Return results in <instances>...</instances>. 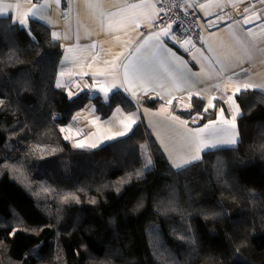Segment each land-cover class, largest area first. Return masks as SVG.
<instances>
[{"label":"trees","instance_id":"trees-1","mask_svg":"<svg viewBox=\"0 0 264 264\" xmlns=\"http://www.w3.org/2000/svg\"><path fill=\"white\" fill-rule=\"evenodd\" d=\"M52 34L0 16V146L20 144L0 156V264H264V93H240L236 147L185 168L170 166L141 114L128 136L74 148L62 128L88 102L101 120L139 106L123 91L70 100L56 86L63 51ZM206 107L194 98L171 110L203 124L215 117Z\"/></svg>","mask_w":264,"mask_h":264},{"label":"crops","instance_id":"crops-1","mask_svg":"<svg viewBox=\"0 0 264 264\" xmlns=\"http://www.w3.org/2000/svg\"><path fill=\"white\" fill-rule=\"evenodd\" d=\"M180 3L184 10H195L199 16L202 36L196 42L177 41L170 29L168 36L160 35L164 29L154 30L158 0H60L59 4L56 0H0V6H13L0 16H11L23 27L19 19L30 9L37 11L33 5L40 6L39 15L28 16V24L40 22L57 34L55 39L63 51L57 82L66 93H74V98L83 92L104 96L102 88L112 89L109 96L116 91L125 92L139 106L138 113L132 112L136 124L141 114L168 163L177 169L173 164L196 152L197 145L190 144L184 138L185 133L209 121L201 124L199 115L201 118L193 123V117L197 116L194 115L191 119L180 117L187 121L186 126L181 125L172 120L178 116L172 112V105L184 111L191 107L194 98L207 107L211 100L213 106L208 109L214 110L215 117L210 121H216L213 127L224 128L229 125L223 121L231 122L238 106L240 115L235 121V132L239 143L238 119L242 111L238 97L243 85H254L249 89L264 93V0H181ZM146 58H151L153 67L163 64L168 71L139 78L130 65L126 81L124 65L130 61L137 64ZM113 84L118 87L112 88ZM237 87L241 88L240 92H236ZM145 98L159 100L166 107L150 109L142 104ZM217 102L222 105L217 106ZM221 109L223 116L218 119ZM132 113L116 107L107 119L101 120L88 102L62 128V133L72 147L83 142L85 149H98L115 141L107 137L124 131L123 123L130 122ZM238 143L204 150L200 156L217 149L234 148ZM92 144L98 146L89 147Z\"/></svg>","mask_w":264,"mask_h":264},{"label":"snow or ice","instance_id":"snow-or-ice-1","mask_svg":"<svg viewBox=\"0 0 264 264\" xmlns=\"http://www.w3.org/2000/svg\"><path fill=\"white\" fill-rule=\"evenodd\" d=\"M56 3L59 4L60 0H56ZM13 7L12 5H3L0 6V15H5L7 14V9ZM40 6L38 5H33V9H37V11H34L32 9L29 10L28 13L25 14V16L23 18L19 19V24L23 27H27L28 26V16H37L39 15L38 9ZM42 18V17H41ZM13 23H16V20H13ZM171 26H169L170 28ZM31 34V33H29ZM169 34V29H164L162 31V33L160 35L163 36H168ZM53 38H57V34L53 33ZM157 39H159V35L157 36ZM141 47H143V45H141ZM137 51H139V49H137ZM130 65H131V71L139 78H144L146 76H151V75H155L158 72H167V66L161 64L158 67H153L151 64V58H146L144 61L137 63V64H131V61L129 63H126L124 65V69H125V80L127 81L128 75H129V69H130ZM169 75H172L171 73H169ZM57 87H61V83L58 81L57 82ZM118 85L113 84L112 88H117ZM218 87V85H217ZM254 87V85L251 84H247L245 83L243 85V90H248L249 88ZM101 91L104 93V100L108 101L109 100V92L112 91V89H101ZM241 88L237 87L236 92H240ZM75 94L72 92L68 93L69 99L71 100L73 98ZM134 95V94H133ZM232 97H229V100H231ZM0 103H2V101H0ZM169 103H171V101H169ZM212 103L211 100H209V104L208 107H212ZM208 107H206L204 109L205 112H207ZM120 109L117 108V112H119ZM240 115V111H239V107L237 106L236 111L233 114V118L232 121L229 122L227 120H224L223 123L229 125V127L224 128V127H213V125L216 124V121H209L207 124H204L203 127H197L194 129H188L187 132L184 135V138L190 143V144H196V152L194 155H192L190 158L187 159H183L181 163H175L173 164V167L180 169V168H185L189 165H191L192 163H194L195 161L199 160L201 158L200 153L204 150H208V149H215L221 146H235L238 143V133L235 132L236 129V118L237 116ZM223 116V109H221V115L220 117H218V119H222ZM135 117V113H132L130 116V122L129 123H123V128L125 129L124 131H120L118 133H116L115 136H109L107 137L108 140H116L118 137H124L126 136L129 132H131L133 130V125L136 124V119ZM201 118L199 116V114H197V116L193 117V123H195V121ZM75 119V117H74ZM173 121H179V123L181 125L186 126L187 125V121L184 120H180V117L178 116H173L172 117ZM63 130V129H62ZM206 134V135H205ZM67 139V137H66ZM74 147L77 148H84L86 147V145L83 142L77 143L73 145ZM98 145L96 144H92L89 147H97ZM142 147H146V146H142ZM151 159L149 158L147 160V163L145 165V167H150L151 166ZM136 176H140L142 175L141 171H138L136 174ZM13 235L15 234L14 232L12 233ZM39 247V246H38Z\"/></svg>","mask_w":264,"mask_h":264},{"label":"built area","instance_id":"built-area-1","mask_svg":"<svg viewBox=\"0 0 264 264\" xmlns=\"http://www.w3.org/2000/svg\"><path fill=\"white\" fill-rule=\"evenodd\" d=\"M180 2L181 0H158L159 13L153 28L155 31L170 29L177 41L196 42L202 36L199 16L195 10H184Z\"/></svg>","mask_w":264,"mask_h":264},{"label":"rangeland","instance_id":"rangeland-1","mask_svg":"<svg viewBox=\"0 0 264 264\" xmlns=\"http://www.w3.org/2000/svg\"><path fill=\"white\" fill-rule=\"evenodd\" d=\"M19 145L20 144L17 143L14 139H11V138L8 139L3 146H0V156L8 158V156H11V155H14V154H18L19 147H20ZM142 146H146V147H142ZM140 148H141V158H142V161H143L144 168L147 171L152 170L153 166H154V163H153V159L151 157V154H150V151H149L147 145L146 144H142L140 146ZM149 158L152 161L151 166L150 167H145V165L147 163V160ZM37 249L38 248L36 247L33 252L34 253L37 252Z\"/></svg>","mask_w":264,"mask_h":264}]
</instances>
